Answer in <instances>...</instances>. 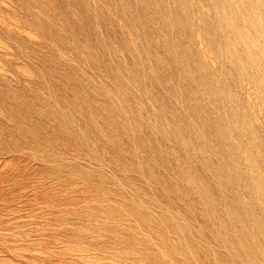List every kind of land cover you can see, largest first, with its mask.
<instances>
[{"label":"rangeland","instance_id":"1","mask_svg":"<svg viewBox=\"0 0 264 264\" xmlns=\"http://www.w3.org/2000/svg\"><path fill=\"white\" fill-rule=\"evenodd\" d=\"M0 264H264V0H0Z\"/></svg>","mask_w":264,"mask_h":264}]
</instances>
